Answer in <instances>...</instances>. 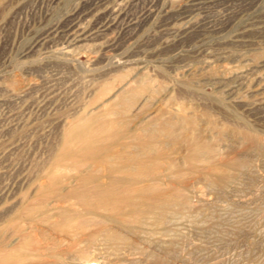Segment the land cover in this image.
Here are the masks:
<instances>
[{
  "label": "rangeland",
  "instance_id": "rangeland-1",
  "mask_svg": "<svg viewBox=\"0 0 264 264\" xmlns=\"http://www.w3.org/2000/svg\"><path fill=\"white\" fill-rule=\"evenodd\" d=\"M0 264H264V0H0Z\"/></svg>",
  "mask_w": 264,
  "mask_h": 264
},
{
  "label": "bare ground",
  "instance_id": "bare-ground-1",
  "mask_svg": "<svg viewBox=\"0 0 264 264\" xmlns=\"http://www.w3.org/2000/svg\"><path fill=\"white\" fill-rule=\"evenodd\" d=\"M92 119H93L92 117H87V118H84V119L83 118H80L79 119V122H77L75 124V126L73 127L75 129L74 131H77L78 132V136H79V133L82 132L84 134L86 132L85 128H88V130H89V126L93 125V120ZM101 126L102 125L97 126L94 129V133L96 134V136L92 135L91 138H88L87 136H83L82 135L81 138L83 140H90L91 139V141H95V142L101 141V140L104 141V139H107V137H105V135L107 133H109L110 131H112V132L115 131V129H114L115 126H114V123L113 122L108 123L104 127H101ZM93 127H94V125H93ZM114 145L115 144H113L112 146H114ZM122 146H123L122 149L124 151L129 148V145H127V144H123ZM114 148L115 147H113L111 149V152L108 153V154H103L101 156H94L93 159H92V165H90V167L91 166H94V168H96L98 166H101V167L102 166H106V167H110L112 169V171H117L116 168H115V166L114 165H111V163L109 161V159L114 158L115 156L118 157L119 154H120L119 153L120 151L118 150V148H117V150H115ZM122 149L120 148V150H122ZM74 155L75 154H73L71 156V158L74 157ZM93 164H95V165H93ZM79 178H81L83 180L82 182H85L87 180V178L85 176H80ZM96 182L92 186V187L95 188V190L93 191V197L97 200L96 203L99 204V205H102V206H104V204L114 203V202L108 201L103 196H100L103 193V190L106 189V188H103L102 187V184H104V183H101L100 181H98L97 183ZM117 183L118 182L115 179H111V180L108 181V183H107L108 185L107 186L110 187L111 190H115L117 188L116 187L117 186ZM77 186H80V184L77 185ZM108 187H107V189H108ZM134 192H136L137 194H141L142 196H144L143 201H146L149 198H155V197H150V196L148 197V196H146V193L144 192V190L142 188H139L138 190L136 189V190H134ZM70 193H71L70 195H73L75 197H78V195L76 194L77 192L71 191ZM152 195L154 196L155 194H152ZM132 204H133V202H132ZM71 236H72V234H71Z\"/></svg>",
  "mask_w": 264,
  "mask_h": 264
}]
</instances>
